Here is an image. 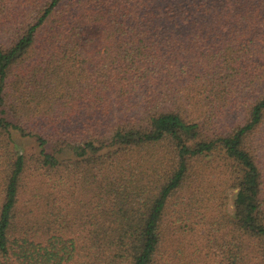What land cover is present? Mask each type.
<instances>
[{"label": "trees", "instance_id": "16d2710c", "mask_svg": "<svg viewBox=\"0 0 264 264\" xmlns=\"http://www.w3.org/2000/svg\"><path fill=\"white\" fill-rule=\"evenodd\" d=\"M0 264H264V0H0Z\"/></svg>", "mask_w": 264, "mask_h": 264}, {"label": "rangeland", "instance_id": "374dc122", "mask_svg": "<svg viewBox=\"0 0 264 264\" xmlns=\"http://www.w3.org/2000/svg\"><path fill=\"white\" fill-rule=\"evenodd\" d=\"M31 143H29L28 145H27V147H29V145H30ZM229 193V196L231 197L232 196V193H233V191L231 190V191H229L228 192ZM231 199L229 200V203H228V205H227V207L230 209L231 208Z\"/></svg>", "mask_w": 264, "mask_h": 264}]
</instances>
